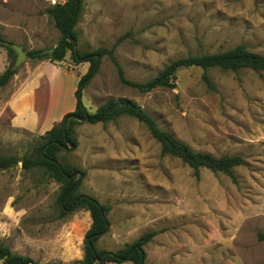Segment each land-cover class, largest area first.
<instances>
[{
    "label": "rangeland",
    "instance_id": "obj_1",
    "mask_svg": "<svg viewBox=\"0 0 264 264\" xmlns=\"http://www.w3.org/2000/svg\"><path fill=\"white\" fill-rule=\"evenodd\" d=\"M51 6L49 0H0V36L25 51L51 49L60 39L46 12ZM74 29L81 52L110 48L128 34L115 55L128 80L145 82L187 56L238 45L264 56V0H83ZM9 62L0 47V74ZM36 62L26 59L17 67L20 79L24 66ZM14 77L0 89V155L21 158L34 151L38 135L10 124L6 103L18 82ZM174 84L148 93L124 86L105 55L80 95L89 113L108 101L129 99L194 151L243 157L246 165L232 170L235 180L206 168L195 176L179 158L162 156L147 128L128 116L76 124L74 135L78 142L81 131L83 143L63 148L59 160L86 173L78 192L109 204L115 227L121 219L151 215L148 231H157L170 259L160 256L162 262L264 264V242L258 239L264 234V72L188 67L177 72ZM120 152L127 158L114 160ZM113 185L120 188L119 198H109ZM60 191V183L41 168L25 170L19 162L0 170V243L39 263L82 258L91 217L84 209L63 216Z\"/></svg>",
    "mask_w": 264,
    "mask_h": 264
},
{
    "label": "trees",
    "instance_id": "obj_2",
    "mask_svg": "<svg viewBox=\"0 0 264 264\" xmlns=\"http://www.w3.org/2000/svg\"><path fill=\"white\" fill-rule=\"evenodd\" d=\"M82 1L68 0L47 9V14L60 32V39L52 47V53L44 52L48 49L26 51L27 59L36 61L48 60L51 63H60L64 61L67 53L70 52L74 63H90L87 73L79 81L76 92V109L65 115L59 124H56L44 135L38 136V144L35 145L31 154L24 155L21 158L14 155H0V170L9 169L19 162L22 163V168L25 170L41 168L61 185L59 203L63 216L76 209H84L89 212L91 225L85 234L83 258L73 264H100L99 261H104V264L125 261H130L133 264H146L144 246L157 235V231H147L136 241L126 244L123 248L114 252L99 250L96 247L97 240L109 230L108 213L110 206L100 203L92 196L79 193L80 182L86 173L80 171L79 177H76L79 170L64 165L58 157V153L63 150L64 146L71 144L73 148H76L78 144L73 126L81 123V121L77 120L76 117L83 118L87 115L88 120L86 122L90 124L108 123L122 116L135 118L147 128L150 135L159 143L162 156L179 158L193 169L197 177L200 175V170L206 168L214 173L228 174L235 180L232 175L233 168L246 165V161L238 155L215 157L211 154L194 151L187 144L176 139L171 132L161 128L148 112L129 99L108 101L99 106L93 113H89L82 104L80 93L98 72L97 55L100 58L105 55L108 56L116 70L119 82L141 93H148L157 88L175 87L174 81L177 72L182 68L199 67L204 70L221 68L232 71L248 68L257 72H264V56L249 51L244 45H238L223 52L179 58L170 62L155 77L145 82L130 81L126 78L125 71L115 55L117 46L128 34L120 36L110 48H99L93 52H81L77 48L78 38L74 28L79 18ZM12 44V42L0 36V47L6 48L10 58L9 65L0 74V89L6 87L18 72V68L15 67L17 55L11 47ZM203 81L208 87H212V83L206 74L203 75ZM258 239L264 242V234L259 233ZM0 261L1 264H48L39 263L28 256L13 253L8 246L2 243H0Z\"/></svg>",
    "mask_w": 264,
    "mask_h": 264
},
{
    "label": "crops",
    "instance_id": "obj_3",
    "mask_svg": "<svg viewBox=\"0 0 264 264\" xmlns=\"http://www.w3.org/2000/svg\"><path fill=\"white\" fill-rule=\"evenodd\" d=\"M69 54L70 52L67 53L64 61L60 63H51L48 60L37 61L35 64L27 63L24 66V77L22 79H20L19 72L16 73L14 78L18 82H16V87L6 103L7 108L11 112L10 124L12 128L38 136L44 135L56 124H59L65 115L75 111L77 105L76 92L79 81L87 73L89 65L88 62L80 64L70 63L68 59ZM85 124L89 123L86 122ZM100 124L102 123L95 125ZM87 126L85 125L82 128H88ZM79 133L78 142L81 145L83 143V135L81 131ZM89 143L94 142L89 140ZM113 158L114 160H123L127 156L125 152H120L114 154ZM117 168L120 167L117 166ZM117 168L113 167L115 169L113 174L119 173L116 171ZM101 184L98 183L97 187H100ZM110 190L112 193L109 195V198H119L120 188H116L113 185ZM92 197L98 199L102 204L109 205L97 196ZM117 224L118 226L115 227L112 221H110L108 232L102 235L96 242V247L99 250L114 252L123 248L126 244L136 241L143 233L152 228L153 218L151 215L139 219L133 216V218L121 219ZM110 232L112 233L110 237L112 243L108 244L106 236ZM158 235H155L144 246L146 264H180V259H175L173 263L162 262L160 256L164 255L167 260L170 259H168L169 255L165 254L166 246ZM82 258H78L77 261L82 260ZM108 264L117 263L110 262Z\"/></svg>",
    "mask_w": 264,
    "mask_h": 264
},
{
    "label": "water",
    "instance_id": "obj_4",
    "mask_svg": "<svg viewBox=\"0 0 264 264\" xmlns=\"http://www.w3.org/2000/svg\"><path fill=\"white\" fill-rule=\"evenodd\" d=\"M77 2H78V0H77ZM11 47L13 48V50L16 52V55H17L16 61H15V67L17 68L20 64H22L24 61H26L27 54H26V51L23 49L22 46L12 44ZM44 52L52 53L53 49L51 48V49L45 50ZM96 58H97L96 64H98L100 57L97 55ZM76 119L81 121V122H86L88 120V116L86 115L83 118L76 117ZM63 148L73 149V146L71 144H68L67 146H64ZM77 174H79V173H77ZM99 263L104 264V261H99Z\"/></svg>",
    "mask_w": 264,
    "mask_h": 264
},
{
    "label": "built area",
    "instance_id": "obj_5",
    "mask_svg": "<svg viewBox=\"0 0 264 264\" xmlns=\"http://www.w3.org/2000/svg\"><path fill=\"white\" fill-rule=\"evenodd\" d=\"M52 4V6L62 3L61 0H49Z\"/></svg>",
    "mask_w": 264,
    "mask_h": 264
}]
</instances>
